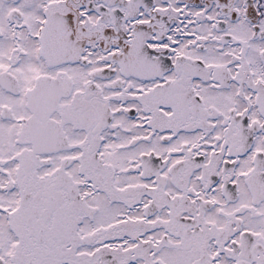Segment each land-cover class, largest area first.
I'll list each match as a JSON object with an SVG mask.
<instances>
[{
    "label": "snow or ice",
    "instance_id": "snow-or-ice-1",
    "mask_svg": "<svg viewBox=\"0 0 264 264\" xmlns=\"http://www.w3.org/2000/svg\"><path fill=\"white\" fill-rule=\"evenodd\" d=\"M0 264H264V0H0Z\"/></svg>",
    "mask_w": 264,
    "mask_h": 264
}]
</instances>
